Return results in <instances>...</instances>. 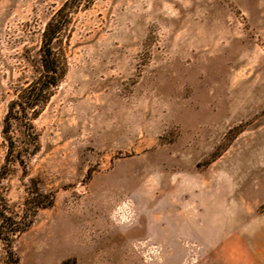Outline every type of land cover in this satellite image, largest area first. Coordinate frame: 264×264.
Masks as SVG:
<instances>
[{"label":"rangeland","instance_id":"obj_1","mask_svg":"<svg viewBox=\"0 0 264 264\" xmlns=\"http://www.w3.org/2000/svg\"><path fill=\"white\" fill-rule=\"evenodd\" d=\"M66 1L0 0V173L7 105L38 77L44 28ZM65 12L53 46L66 72L33 120L38 151L0 178L8 211L23 212L28 187L54 196L14 238L19 264H250L264 0H82ZM0 264H14L1 240Z\"/></svg>","mask_w":264,"mask_h":264},{"label":"trees","instance_id":"obj_2","mask_svg":"<svg viewBox=\"0 0 264 264\" xmlns=\"http://www.w3.org/2000/svg\"><path fill=\"white\" fill-rule=\"evenodd\" d=\"M81 1H66L47 22L42 34L39 75L26 86L20 87L7 105L1 128L6 153L0 178L8 173L10 163L17 162L24 166L25 157L34 155L38 151V134L35 131L33 120L37 118L66 72L65 59L53 44L60 39L67 23L68 13H63L65 7ZM17 131L19 136L15 135ZM27 194L25 209L21 214L14 210L8 211L5 208L6 200L0 196V240L6 246L8 257L14 259V264H19V259L12 249L14 238L30 227L39 209L50 207L54 202L52 194L43 193L38 189L28 187Z\"/></svg>","mask_w":264,"mask_h":264},{"label":"crops","instance_id":"obj_3","mask_svg":"<svg viewBox=\"0 0 264 264\" xmlns=\"http://www.w3.org/2000/svg\"><path fill=\"white\" fill-rule=\"evenodd\" d=\"M263 203L264 200L250 215V264H264V208L259 209ZM244 220L241 219V222Z\"/></svg>","mask_w":264,"mask_h":264}]
</instances>
